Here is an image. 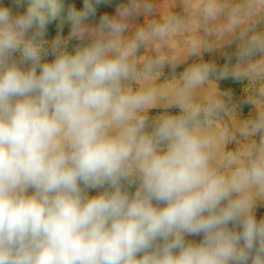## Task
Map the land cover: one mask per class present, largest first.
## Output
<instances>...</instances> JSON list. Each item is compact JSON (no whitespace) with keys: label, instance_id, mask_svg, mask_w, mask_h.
I'll return each instance as SVG.
<instances>
[{"label":"clouds","instance_id":"1","mask_svg":"<svg viewBox=\"0 0 264 264\" xmlns=\"http://www.w3.org/2000/svg\"><path fill=\"white\" fill-rule=\"evenodd\" d=\"M108 2L0 0V264H264V32L245 29L232 69L175 75L174 59L138 53L182 21L127 35L152 5L98 14ZM262 10L246 0L227 30ZM229 77L247 81L239 101Z\"/></svg>","mask_w":264,"mask_h":264},{"label":"crops","instance_id":"2","mask_svg":"<svg viewBox=\"0 0 264 264\" xmlns=\"http://www.w3.org/2000/svg\"><path fill=\"white\" fill-rule=\"evenodd\" d=\"M147 2L152 5V11L150 13L142 12L130 20L129 30L126 34L131 35L138 27H146L154 21L161 22L168 16L179 18L182 21V27L178 32L164 41L154 40L146 44L138 53L139 60L157 56H162L166 60L174 59L178 64L177 69L193 62H201L204 53H216L227 47L235 37L244 32L261 14H264V10H262L254 17H245L239 27L234 31H229L226 28L229 14L237 6L244 5L246 0H218L222 6V12L215 21L220 33L214 39L209 40L202 24L204 20L199 11L202 0H147ZM193 41L200 45L198 56L189 54L190 44ZM260 59L264 58L259 57L256 60ZM241 68L246 71L247 65H243ZM165 69L171 68L166 65Z\"/></svg>","mask_w":264,"mask_h":264},{"label":"rangeland","instance_id":"3","mask_svg":"<svg viewBox=\"0 0 264 264\" xmlns=\"http://www.w3.org/2000/svg\"><path fill=\"white\" fill-rule=\"evenodd\" d=\"M30 0H23V6L19 9L20 11H23ZM77 6H82V0H76ZM123 0H109L108 3H104L99 6L98 8V14L100 12L108 11V12H114L115 8L121 3ZM203 27L206 29V35L209 40H212L217 36L218 33H220V30L218 27H216L217 22L215 20L213 21H204ZM254 27L255 31L264 32V14H261L256 21H254L247 29H252ZM59 31V27L57 22H52L49 25L47 37L49 39L54 38L55 34ZM69 31V26L66 24L63 27V34L67 35ZM251 34V32H242L240 35L235 37L232 42L223 49L219 50L216 53H204L201 62H206L210 64H215L218 68H224L228 67L229 69H232L237 64V51L240 47V45L248 38V36ZM259 57H256L258 59ZM189 65V64H188ZM187 65V66H188ZM185 66V67H187ZM243 66V65H241ZM183 68V67H182ZM182 68L176 69L175 75H178L179 72L182 70ZM165 74L167 76H172L173 72L171 69H165ZM221 82V81H220ZM247 84V81L243 82H235V83H229L227 84V88H225L223 91H232L234 98L239 101L241 96L243 95L242 90L243 87H245ZM241 107L243 109L244 114L246 115L250 110L251 107L249 105L241 104ZM171 111L176 112L178 109H172ZM158 110H154L153 114H156ZM229 147H233V145H229ZM264 214V205L258 208V215Z\"/></svg>","mask_w":264,"mask_h":264},{"label":"trees","instance_id":"4","mask_svg":"<svg viewBox=\"0 0 264 264\" xmlns=\"http://www.w3.org/2000/svg\"><path fill=\"white\" fill-rule=\"evenodd\" d=\"M237 81H235L234 79H232L231 77L224 79L220 82V88L221 90H224L225 88H227V84L229 83H235Z\"/></svg>","mask_w":264,"mask_h":264}]
</instances>
